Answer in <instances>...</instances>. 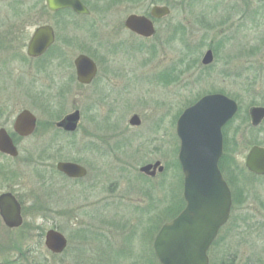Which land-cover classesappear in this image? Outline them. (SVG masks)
Returning a JSON list of instances; mask_svg holds the SVG:
<instances>
[{
	"label": "rangeland",
	"instance_id": "374dc122",
	"mask_svg": "<svg viewBox=\"0 0 264 264\" xmlns=\"http://www.w3.org/2000/svg\"><path fill=\"white\" fill-rule=\"evenodd\" d=\"M169 5L174 30L184 32L179 23L185 25L183 45L172 41L148 66L141 65L149 62L141 51L118 52L110 61L113 67L120 63L136 67L137 63L154 72L163 67L177 69L183 60L180 83L149 85L145 73L131 81V88L127 84L122 90V81L112 77L95 90L116 100L111 112L101 100L89 116L72 61L79 54L96 63L101 60V37L91 36L94 31L88 32L87 26L77 29L69 13H49L45 0H0V127L12 133V121L22 109L30 110L39 123L34 136L17 141V159L0 155V193L10 185L23 214L18 229L6 228L0 219V263L23 258L19 252L30 250L29 256L40 264H151L155 229L171 219H165V212L172 205V194L182 195L175 118L187 102L219 92L235 98L239 111L224 127V154L219 163L233 191L232 216L220 229L211 252L264 254L260 230L264 225L247 235L237 229L238 218L249 216L241 207L250 206L253 212L264 208V182L246 175L244 168L248 150L253 145L264 146V121L253 128L247 116L250 106L264 107V0H170ZM43 24L54 25L56 44L51 54L61 58L56 61L49 55V64L37 72L25 52L34 28ZM242 44L250 50L244 60ZM208 48L214 52V62L202 68L200 60ZM243 61H247V75L235 77ZM128 73L124 81L132 76ZM75 109L81 116L75 134L57 131L54 123ZM133 114L141 117L139 128L128 124ZM157 160L164 166L163 173L148 178L139 172ZM57 161L78 163L88 175L80 181L66 179L55 171ZM9 175L11 183L7 182ZM51 228L69 242L64 255L53 257L44 247V233ZM101 233L105 235L100 238L94 235ZM81 234L95 238L82 240Z\"/></svg>",
	"mask_w": 264,
	"mask_h": 264
},
{
	"label": "water",
	"instance_id": "95a60500",
	"mask_svg": "<svg viewBox=\"0 0 264 264\" xmlns=\"http://www.w3.org/2000/svg\"><path fill=\"white\" fill-rule=\"evenodd\" d=\"M50 11L70 8L78 14H87L79 0H46ZM169 14L167 7H153L151 15L161 17ZM130 29L143 36L153 33L151 22L132 15L127 19ZM54 43L51 26L35 29L27 48V55L38 57ZM212 51L208 50L202 64L212 63ZM76 79L88 83L95 73L93 61L85 55L74 60ZM237 103L223 94H208L187 107L176 123L179 139L178 162L183 175V199L185 207L171 221L158 230L153 250L160 264H206V251L227 222L231 208V193L218 168L223 153L222 127L237 114ZM251 125L258 127L264 120V107L253 106L248 111ZM80 113L78 110L66 115L56 126L65 132H75ZM131 126L140 124L138 116L129 119ZM14 131L20 136H29L35 129V117L23 110L15 119ZM0 152L17 157L18 151L4 129H0ZM246 167L257 175H264V147L253 146L246 156ZM56 169L68 178H83L86 169L73 162H58ZM160 162L140 167L139 171L154 177L162 173ZM0 217L9 229L22 225L21 205L15 196L6 192L0 195ZM67 239L59 231L50 229L44 236V245L52 254L63 253Z\"/></svg>",
	"mask_w": 264,
	"mask_h": 264
},
{
	"label": "flooded vegetation",
	"instance_id": "af4514ba",
	"mask_svg": "<svg viewBox=\"0 0 264 264\" xmlns=\"http://www.w3.org/2000/svg\"><path fill=\"white\" fill-rule=\"evenodd\" d=\"M80 1L88 10L87 14H78V13L73 12L70 9H65V10H61V11H50L46 8V5H45V9L49 13H52V14L61 13V12L62 13H69L75 19L74 25L77 29L87 26L86 30L88 32H90V30L94 31L93 33L90 32L91 36H94V35L97 36V34H98L101 37L100 45L102 48V55H101L102 59L99 60L97 63L95 61H93L94 65H95L94 76L92 77V79L88 83L78 84L84 88V91H85V94H84L85 110H87L89 116H93V114L96 110V107L99 106L101 100H103L105 102V104L107 106H109L108 111L111 112L113 104L116 103V100L114 101L111 98V95H106V94L101 95L100 92H97L95 90L98 89V87L100 86V84L103 81L112 80V77H114V78L116 77V79L122 81L121 83L124 84L125 87H121V89L122 88L125 89L127 87L126 86L127 84H128V87L131 88L130 83L136 81V79L138 80L140 78V76L144 75L145 73L148 74L147 80H148L149 85L159 84L160 86L162 85L164 87H170V85L172 83H176V82L180 83V81L182 80V76L184 74L183 70H181V64H182L183 60H180L178 63L177 69H174L176 71V74L173 73V71H174L173 69L165 68V67H163L162 69H160L158 71H154V72H151L147 69L145 71V69H144L145 67L144 68L143 67H137V63H136V67H131V66L127 65V63H125V64L120 63L117 66L113 67V63L110 61L112 56L117 54L118 52L130 55V54H134V53L141 51V52L146 53L147 58L149 59V62L141 64V65L145 66L147 64V66H148L149 63L156 57V55H158L159 53L165 52V50L169 47V45L172 41L177 42V43L182 44V45L185 43V37H184V36H186V30L184 28L185 25L182 23H179L182 26V27L181 26H179V27L183 28L185 35L183 34L184 32L182 31V29L180 31H176L178 28L175 27V30H174L175 25H171V23L169 21V17L171 16V12L169 14L163 15L161 17H154L151 15V10L155 6H160V7L166 6L170 9V5H169L170 0H80ZM140 5H144L145 8L140 10L139 9ZM131 15L141 16V17H144L147 20H149L151 22V25L153 28L152 35L143 36L141 34H138L135 31H133L132 29H130L127 25V19ZM92 18H94V19H92ZM48 25H50V24H48ZM50 26L53 29V32L55 35V40H56V29H55L54 25L53 26L50 25ZM96 29H98V33L96 32ZM231 38H230V40H231ZM52 47L49 48L42 56L37 57V58H30L33 61V63L35 64L37 72L41 71V69L43 68V64H45V63L49 64L47 62L49 55H51L52 58L56 61L60 60V58H61L60 54H57V53L51 54L53 51V50L51 51ZM241 48H242V53L240 54V56H242V59L244 60L245 57L250 56V50L247 49L248 47L245 44H242ZM245 49L248 51L247 52L248 54L246 53ZM212 52H213V50H212ZM84 55H86V54H84ZM213 56H214V52H213ZM246 63H247V61H243L240 63V64H242L241 69L238 70V72L236 74L233 73L235 77H240V76H242V78L246 77L247 72H248V69L245 67ZM50 64H52V62ZM200 64H202V58L200 60ZM201 66H202V68H208L209 67V66H203V65H201ZM72 67H73V72H74V76H75V80H76L74 60L72 61ZM129 69H130V71H128V72H130L132 74V76L127 78V79H131V80L129 81L126 79V81H124L125 76L128 75L129 73L127 72L125 74H122L121 71L129 70ZM234 71L235 70H233V72ZM117 76H119V77H117ZM131 91L132 90L130 89V93H131ZM117 92H120V91L117 90L116 93ZM208 94H211V93H208ZM104 109H105V107L103 108V110ZM22 110H24V109H22ZM22 110H20V111H22ZM133 115H137L140 119V125L134 127V128H139L142 125L141 117L138 114H133ZM133 115H131V116H133ZM14 120H15V118L13 119L12 125H11L12 133H9L6 127H0V129L3 128L6 130V132L8 133L10 138L12 139V142L18 148L19 142H17V141L26 140L29 137H21L13 131ZM175 123H176V120H175ZM175 123H174V132H175ZM38 127H39V123H38V119L36 117L35 132H36V130H38ZM224 132L225 131L223 129V131H222V133H223V145H224V141H225ZM165 134H166V132L164 131L163 136H165ZM150 138H151L150 141H152L154 139V137H150ZM177 141H178V139H177ZM178 144H179V142H178ZM0 155L4 158L10 160V161H14L16 159V158L15 159L10 158V157L3 155V154H0ZM155 162H160V161L157 160V161H154L153 163H155ZM149 164H151V163H149ZM160 164H161V162H160ZM244 168H245V165H244ZM220 170L223 174L221 166H220ZM245 170H246V168H245ZM86 171H87V175H88V170L86 169ZM246 171L248 174H246V173H244V174L248 175L252 179L259 178L264 182V175H255V174L249 173L248 170H246ZM7 173H5L4 175H7ZM87 175H86V177H87ZM262 181H261V183H262ZM7 182L11 183L10 175L7 179ZM226 182L228 183V186L230 187V189H232L231 184L228 182L227 179H226ZM252 182H254V180ZM12 191H13V188L10 185H8L6 187V190L1 192L0 195L4 192L13 193ZM240 209L242 211L248 210L247 212H249L248 217H245V218L242 217L241 220H240V217L238 218V220H239L238 224H240V225L237 226V229L241 232V234H243V235L253 234L258 230L257 227H259L261 224L264 225V216H262V215L258 216L257 215L258 213L259 214L264 213L263 206H261V208H260V209H262L261 211L255 209L254 212L252 211L253 208L250 206H243ZM231 212H230L228 223H229L231 216H232ZM249 219H251L252 222H250ZM258 222H260V223H258ZM260 230L262 231V236H263L261 240H262V242H264V226L261 227ZM217 240H218V236L214 239L213 243L210 245V247L206 253V260H207L206 264H264V254H255V253L241 254V253H235V252L212 253L211 251H212L214 244L216 243ZM153 258H154V256L152 257V255H151L150 259L153 261V264H158V263H156L155 260H153Z\"/></svg>",
	"mask_w": 264,
	"mask_h": 264
},
{
	"label": "trees",
	"instance_id": "16d2710c",
	"mask_svg": "<svg viewBox=\"0 0 264 264\" xmlns=\"http://www.w3.org/2000/svg\"><path fill=\"white\" fill-rule=\"evenodd\" d=\"M198 98V97H197ZM235 99V98H234ZM196 100V99H195ZM194 100V101H195ZM236 100V99H235ZM194 101H192L191 103H189V102H187V105H190V104H192ZM42 158V157H41ZM41 160H43V159H41ZM178 164V163H177ZM179 166V165H178ZM229 182V181H228ZM230 183V182H229ZM172 205L170 206V208H168V210H166V212H165V216H167V217H165V219L166 218H173V217H175L176 215H177V213L184 207V201H183V199H182V195L181 196H176L174 193L172 194ZM161 214V213H160ZM162 215V214H161ZM164 220V217L162 218V220H160V221H158V222H161V221H163ZM167 221V220H166ZM149 230V229H148ZM157 228L155 229V232H154V234H156L157 233ZM134 231H132L131 232V234H130V236H127L128 238H129V240H131L130 238H132L131 236L132 235H134ZM154 234H153V236H154ZM95 236H96V238L97 237H103L105 234H103V233H101V234H94ZM95 236H92V235H87V234H81L79 237L82 239V240H86V239H88V238H90V237H94L95 238ZM85 246L86 245H82L81 246V248L83 249V248H85ZM67 251H68V249L65 251V253H67ZM87 251V250H86ZM29 253H30V250H22V251H20L19 252V254H20V256H22L23 258H21V257H14V258H12V259H10V260H4L3 262H1V264H40V263H37L36 261H35V259L33 258V257H31V256H29ZM64 253V254H65ZM88 253V255L89 254H91V255H94V253L93 252H90V251H88L87 252ZM63 254V255H64ZM53 257H57V256H53ZM20 258L21 259H23L22 260V262L23 263H21L20 262ZM25 258V259H24ZM79 262H81V261H79ZM79 262H77V263H79ZM90 264H100L101 262L100 261H96V263L95 262H89ZM106 263H108L107 261H106ZM150 263L152 264L153 263V261L150 259Z\"/></svg>",
	"mask_w": 264,
	"mask_h": 264
}]
</instances>
